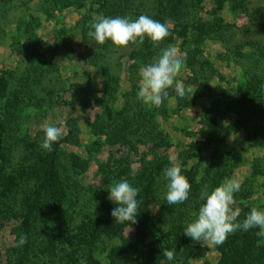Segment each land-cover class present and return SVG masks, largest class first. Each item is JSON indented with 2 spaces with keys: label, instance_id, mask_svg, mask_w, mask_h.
Here are the masks:
<instances>
[{
  "label": "rangeland",
  "instance_id": "374dc122",
  "mask_svg": "<svg viewBox=\"0 0 264 264\" xmlns=\"http://www.w3.org/2000/svg\"><path fill=\"white\" fill-rule=\"evenodd\" d=\"M99 15H148L169 36L157 48L98 45L88 32ZM170 45L194 95L173 85L146 106L140 69ZM0 77V264H169L165 248L175 264H264L259 229L220 246L183 233L205 186L238 179L241 222L264 209V0H0ZM44 124L62 132L52 152L39 147ZM170 161L191 184L173 206ZM52 167L62 196L42 190ZM121 180L140 190L134 225L111 217L106 189Z\"/></svg>",
  "mask_w": 264,
  "mask_h": 264
},
{
  "label": "clouds",
  "instance_id": "9594fccd",
  "mask_svg": "<svg viewBox=\"0 0 264 264\" xmlns=\"http://www.w3.org/2000/svg\"><path fill=\"white\" fill-rule=\"evenodd\" d=\"M88 36L98 45L110 41L117 48H125L129 44L142 46L145 40H148L157 48L169 36V28L167 24L160 23L148 15L135 19L99 15L91 24ZM184 67L185 56L176 46L170 45L161 49L150 63L140 69L137 99L146 106L159 107L173 85L178 98L184 99L189 95L192 98V86H186L176 79ZM41 131L43 137L39 147L45 152H52L53 145L62 138L61 129L55 125L44 124ZM170 165L162 171L166 188L163 198L168 206H173L183 204L189 199L191 184L179 164L170 161ZM240 189L241 182L238 179L226 180L212 189L205 186L200 193L203 203L183 233L201 245L211 243L220 246L228 236L237 231L259 229L256 235L262 238L260 243H264V209L252 208L242 222L238 219L240 210L234 208V197ZM106 190L107 199L115 205L111 212L114 222L134 225L139 216L141 201L137 197L140 190L127 180L114 182ZM26 243L27 236L21 235L16 246L22 247ZM163 256L169 264H175V249L165 248Z\"/></svg>",
  "mask_w": 264,
  "mask_h": 264
},
{
  "label": "trees",
  "instance_id": "16d2710c",
  "mask_svg": "<svg viewBox=\"0 0 264 264\" xmlns=\"http://www.w3.org/2000/svg\"><path fill=\"white\" fill-rule=\"evenodd\" d=\"M1 81H3V79H2V77H0V82ZM1 89H0V95H3L4 94V92H5V88H6V86H5V82L3 83L2 82V85H1V87H0ZM12 98H14V97H12ZM16 98V97H15ZM10 99H8V101H9ZM55 158V157H54ZM51 164H53L54 165V162H53V160L52 159H50V165ZM52 165V166H53ZM52 169H54V167H52L51 169H50V171H48V172H46V175L43 173V175L41 176V179H42V181H43V183L46 185H44L43 184V186H44V188L42 189V190H45V191H50V192H52V193H58V194H60L61 196L63 195V188H62V186H61V184H60V181L56 178V176L55 175H50V176H47V175H49L51 172H52ZM2 177H1V175H0V185L2 184ZM48 187V188H47ZM38 201V200H37ZM36 201V202H37Z\"/></svg>",
  "mask_w": 264,
  "mask_h": 264
}]
</instances>
